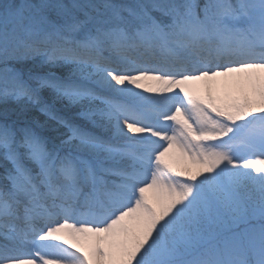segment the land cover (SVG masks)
<instances>
[{
  "label": "snow or ice",
  "instance_id": "obj_1",
  "mask_svg": "<svg viewBox=\"0 0 264 264\" xmlns=\"http://www.w3.org/2000/svg\"><path fill=\"white\" fill-rule=\"evenodd\" d=\"M0 65V264H264V0H0Z\"/></svg>",
  "mask_w": 264,
  "mask_h": 264
},
{
  "label": "rangeland",
  "instance_id": "obj_2",
  "mask_svg": "<svg viewBox=\"0 0 264 264\" xmlns=\"http://www.w3.org/2000/svg\"><path fill=\"white\" fill-rule=\"evenodd\" d=\"M122 2L133 3V2H135V0H122ZM8 67H19V65L16 64L15 62H9ZM0 68H3V65H0ZM38 71H40V70L38 69ZM155 86H156L155 83L152 82V81H142V87H141V89H139L138 91L143 92V91H144V88L155 87ZM133 87H134V86H133ZM145 94H146V95H157V93H152V92H147V93H145ZM14 106H15V105H14ZM14 106H13V107H14ZM61 110L66 111L67 114H68V113L71 114L73 111H74V113H75V112L77 111V109H64V108H61ZM74 113H73V114H74ZM130 135H134V134H130ZM70 243H71V241H70Z\"/></svg>",
  "mask_w": 264,
  "mask_h": 264
},
{
  "label": "trees",
  "instance_id": "obj_3",
  "mask_svg": "<svg viewBox=\"0 0 264 264\" xmlns=\"http://www.w3.org/2000/svg\"><path fill=\"white\" fill-rule=\"evenodd\" d=\"M44 70L46 71V69H44ZM42 95L47 100L48 97H49V95H50V93H48L47 91H45ZM10 106L13 107L14 104H12L10 102ZM57 107L61 109V105L60 104H57ZM73 113H74V111L71 114H69V113L67 114V112L66 111H63V110H61V112H60L61 115H64V116H66L68 118H73L74 117V114ZM33 114L40 120L41 123H43L47 119L43 115V113H40L37 109H34ZM77 121H78V119H77ZM77 121H75V122L78 123ZM61 131H66V130L65 129H61Z\"/></svg>",
  "mask_w": 264,
  "mask_h": 264
},
{
  "label": "bare ground",
  "instance_id": "obj_4",
  "mask_svg": "<svg viewBox=\"0 0 264 264\" xmlns=\"http://www.w3.org/2000/svg\"><path fill=\"white\" fill-rule=\"evenodd\" d=\"M78 218L82 219V218H84V217H83V215H82L81 217H78Z\"/></svg>",
  "mask_w": 264,
  "mask_h": 264
}]
</instances>
